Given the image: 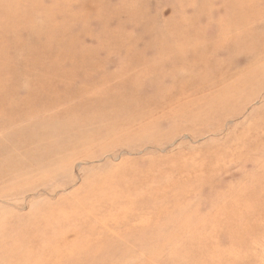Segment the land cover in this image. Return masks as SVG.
I'll use <instances>...</instances> for the list:
<instances>
[{
	"label": "rangeland",
	"instance_id": "obj_1",
	"mask_svg": "<svg viewBox=\"0 0 264 264\" xmlns=\"http://www.w3.org/2000/svg\"><path fill=\"white\" fill-rule=\"evenodd\" d=\"M258 177L264 0H0V264H212Z\"/></svg>",
	"mask_w": 264,
	"mask_h": 264
},
{
	"label": "bare ground",
	"instance_id": "obj_2",
	"mask_svg": "<svg viewBox=\"0 0 264 264\" xmlns=\"http://www.w3.org/2000/svg\"><path fill=\"white\" fill-rule=\"evenodd\" d=\"M174 25V24H173ZM240 39V38H239ZM244 39V37H243ZM248 39V38H247ZM243 41L244 44L246 40ZM250 40V39H249ZM252 41V40H251ZM250 41V42H251ZM252 44V43H251ZM250 44V46H251ZM204 45V44H203ZM206 45V44H205ZM245 46V45H244ZM209 47V46H208ZM246 47V46H245ZM197 48V46L195 47ZM202 48V47H201ZM249 49V47H246ZM198 49V48H197ZM203 49V48H202ZM193 49L191 48V51ZM198 51V50H197ZM196 51V54H197ZM201 51V49H200ZM205 51V48H204ZM207 51V50H206ZM191 53V52H190ZM202 54V53H200ZM206 54V53H205ZM71 55V54H70ZM73 56V55H71ZM189 57L191 55H188ZM196 56V55H195ZM201 56V55H200ZM203 56V55H202ZM186 58V57H185ZM56 59V58H55ZM199 59V58H198ZM53 60V59H52ZM185 61V60H184ZM188 62V60H187ZM209 63V62H208ZM187 64V63H186ZM197 68V67H196ZM199 70V69H198ZM200 71V70H199ZM183 75V74H182ZM262 78V77H261ZM260 78V79H261ZM198 82V81H197ZM215 86V85H214ZM234 87V86H233ZM205 89V88H204ZM217 89V88H216ZM209 90V89H208ZM203 91V90H202ZM212 91V90H210ZM215 90L213 89L212 92H214ZM204 92V91H203ZM217 93V92H216ZM229 93V92H228ZM237 93V92H236ZM219 94V93H218ZM231 94V93H230ZM233 94V93H232ZM210 95V94H209ZM214 95V94H213ZM229 95V94H228ZM205 96V95H204ZM217 97V96H215ZM220 97V96H219ZM227 97V96H226ZM232 97L231 95L228 96ZM206 98V97H205ZM212 99V98H211ZM224 100V99H223ZM228 104V101H226ZM239 102V99H238ZM211 103V102H209ZM18 102L16 101L17 105ZM199 104V103H198ZM202 104V103H201ZM212 104H214L212 102ZM225 104V105H226ZM14 105V106H15ZM224 105V104H223ZM229 105V104H228ZM232 105V104H231ZM235 105V103H234ZM17 107V106H15ZM19 107V106H18ZM23 107V106H22ZM209 107V106H208ZM216 107V106H215ZM222 107V106H221ZM220 107V108H221ZM225 107V106H224ZM223 107V109H224ZM232 107V106H231ZM21 108V107H20ZM219 108V109H220ZM227 108V106H226ZM230 108V107H229ZM195 109V108H194ZM214 109V108H213ZM218 109V111H219ZM232 109V108H230ZM234 109V108H233ZM260 109V108H258ZM216 110V108H215ZM222 110V109H221ZM228 109H226L227 111ZM217 111V110H216ZM216 111H212L214 114L218 113ZM220 112V111H219ZM222 112V111H221ZM224 112V110H223ZM231 112V111H230ZM204 113V112H203ZM211 113V112H210ZM209 113V114H210ZM225 113V112H224ZM234 113V112H233ZM206 114V113H205ZM212 114V113H211ZM236 114V112H235ZM208 115V114H207ZM227 115V114H225ZM213 116V114H212ZM234 116V115H233ZM235 118V117H234ZM236 119V118H235ZM208 128V127H207ZM222 131V130H221ZM211 132V131H210ZM213 133V130H212ZM216 144V143H215ZM234 147V146H233ZM252 168V167H251ZM206 176V175H205ZM205 178V177H204ZM259 183L264 184V177H258L257 179H255L253 181L252 184H250L251 186H257ZM246 186H244V189H232L230 188V192H228L227 196L224 194H220V196L218 197V200L216 201L218 203L220 198H223V202L219 201L220 205L217 206V208H219L221 211L219 212L220 215H214L213 217L209 219H206L210 221L209 224V229H210V237L205 236L204 235V242L207 243L208 247L202 248L201 249V253L202 254H207L210 253L211 258H212V264H239L237 263V258L239 257H243V255L249 254L252 250V248L259 242L258 239H256L259 236H264V232H257L255 229V221H256V217L255 215H251V214H244L241 213L237 207H238V202L239 203H244L247 205V208L249 209V197L246 198V194H245V188ZM227 198V199H226ZM213 205V204H212ZM214 206V205H213ZM236 207V208H235ZM62 214V213H61ZM208 222V221H207ZM40 223V222H39ZM206 224V223H205ZM40 236H42L40 234ZM73 239V238H72ZM210 240V241H209ZM209 241V243H208ZM224 243H230L232 244V247L229 250H225L224 249ZM43 244V243H42ZM64 244V243H63ZM209 244H210V248H209ZM54 245V244H53ZM59 246V245H58ZM65 246V245H64ZM94 246V245H93ZM206 246V245H204ZM203 247V246H202ZM54 248V247H53ZM206 248H208L206 250ZM204 249V250H203ZM258 251V254L254 251ZM252 253V257L254 260L252 261H247V264H264V253L262 251H259L257 249H255ZM70 251V250H69ZM224 252L223 255H228V256H232V257H236V259L234 261H229L226 263V260L224 259L223 256H220L219 254H221V252ZM56 251H54L55 254ZM212 252V253H211ZM84 254V253H83ZM70 255V254H69ZM55 256V255H54ZM71 256V255H70ZM68 257V256H67ZM215 257V258H214ZM87 258V257H86ZM52 259V258H51ZM81 259V258H80ZM82 260V259H81ZM239 260L242 261V258H240ZM256 260V261H255ZM60 261V260H59ZM211 261V260H209ZM258 261V262H257ZM62 262V260H61ZM53 263V262H52ZM60 263V262H59ZM82 264V262H81ZM202 264H208L203 262Z\"/></svg>",
	"mask_w": 264,
	"mask_h": 264
}]
</instances>
